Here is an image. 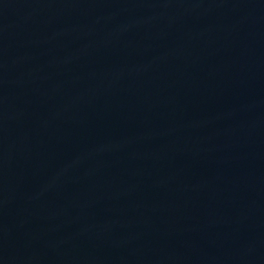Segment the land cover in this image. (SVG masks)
I'll return each instance as SVG.
<instances>
[{
    "label": "water",
    "instance_id": "95a60500",
    "mask_svg": "<svg viewBox=\"0 0 264 264\" xmlns=\"http://www.w3.org/2000/svg\"><path fill=\"white\" fill-rule=\"evenodd\" d=\"M0 264H264V0H0Z\"/></svg>",
    "mask_w": 264,
    "mask_h": 264
}]
</instances>
